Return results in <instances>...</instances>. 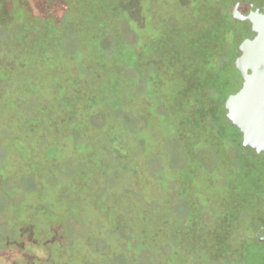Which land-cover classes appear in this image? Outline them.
I'll return each mask as SVG.
<instances>
[{"label": "rangeland", "instance_id": "1", "mask_svg": "<svg viewBox=\"0 0 264 264\" xmlns=\"http://www.w3.org/2000/svg\"><path fill=\"white\" fill-rule=\"evenodd\" d=\"M234 2L241 6L233 9ZM221 3L229 7L225 16ZM6 6L8 12L0 10V247L21 251L19 264H140L130 251L144 244L127 249L117 238L126 224L130 243L138 232L154 248L145 264H194L204 242L209 246L196 264H264V238L256 236L264 228V135L250 142L256 127L249 106H239L235 123V106L218 104L214 88L234 83V74L214 79L234 33L236 46L252 38L262 47L264 65V19L256 22L260 35L248 31L254 17L243 0ZM225 67L232 73L230 63ZM20 160L32 178L14 177L27 171ZM176 178L192 213L171 198L183 195ZM112 205L115 215L108 213ZM37 231L40 242L32 238ZM217 236L225 242L215 241L216 250ZM231 236L243 239L233 244ZM8 256L1 264H9Z\"/></svg>", "mask_w": 264, "mask_h": 264}, {"label": "crops", "instance_id": "2", "mask_svg": "<svg viewBox=\"0 0 264 264\" xmlns=\"http://www.w3.org/2000/svg\"><path fill=\"white\" fill-rule=\"evenodd\" d=\"M233 39L231 40L233 50L229 51L226 56V60L221 67L218 78L222 81L223 76H225L226 79L234 74V83H232L231 87L237 88L239 86V89L230 93L229 88L231 87L227 85L229 81L223 83L217 88V93L220 96L218 104L228 107L235 106L234 108L236 110H239V106H249L251 111L255 109L258 113V111H262L261 107L264 106L263 55H259L257 44L254 40H251L252 38H249L244 44L240 43L238 46L235 45ZM232 52L234 54H231ZM229 63L233 68L232 73L223 71L224 68H226L225 66ZM241 75L246 76L241 78ZM232 97H234L233 101L229 100V98L232 99ZM227 98L228 100L226 101Z\"/></svg>", "mask_w": 264, "mask_h": 264}, {"label": "trees", "instance_id": "3", "mask_svg": "<svg viewBox=\"0 0 264 264\" xmlns=\"http://www.w3.org/2000/svg\"><path fill=\"white\" fill-rule=\"evenodd\" d=\"M220 2V1H219ZM222 4V3H221ZM224 16L226 15L225 13L223 14ZM219 72H220V70L219 71H217L216 72V74H214V79L216 78V77H218L217 76V74L219 75ZM208 82H209V80H208ZM216 90H217V87H214ZM218 106V105H217ZM116 140V139H115ZM117 141V140H116ZM235 141V140H234ZM139 143V145L141 146V142H139V141H137V144ZM178 146V145H177ZM180 147V146H179ZM181 149V148H180ZM119 150H121V147H120V145H119ZM168 151H169V149H168ZM169 153H170V155L175 159V156H174V153H172V152H170L169 151ZM199 155H201V154H199ZM154 159L156 160V158L154 157ZM26 161L27 160H20L19 161V163L20 164H24V168H25V170H27V171H24V172H22L23 174H17V175H15L14 177L16 178V179H19L20 177H23V178H25V179H28L29 177H31V173H30V170H28V167H27V163H26ZM204 162V161H203ZM153 163H154V160H153ZM173 163V161L170 163V164H172ZM122 164L123 163H121L120 164V166L119 167H122ZM204 164H205V162H204ZM205 166H206V168H207V165L205 164ZM124 169H126V168H124ZM221 173V172H220ZM222 175V174H221ZM13 177V178H14ZM32 178V177H31ZM200 180V179H199ZM200 183L202 184V182H201V180H200ZM176 187L180 190V191H182V196L180 195V194H178V195H176V197L174 196V197H172L171 195V198H172V200H174L175 202L177 201V200H179L180 202H181V205H179L180 207H183L184 208V210H190L189 208H188V206H187V198L184 196V190L183 189H181V187L178 185V178H176ZM230 189H231V186H230ZM230 189H229V192H230ZM107 189H103V191H105V193H107V191H106ZM102 191V192H103ZM201 192H204L203 191V187H202V189H201ZM207 194V193H206ZM105 195V194H104ZM104 195H102L101 197H103ZM208 195V194H207ZM228 196H229V193H228V195L224 198V199H227L228 198ZM210 200V199H209ZM105 201H103L102 199H101V203L103 204ZM211 202V201H210ZM211 204H212V202H211ZM104 208L106 209L107 208V206H105L104 205ZM109 208V210L111 209V211H108V210H106V211H108V213L110 212V213H112L113 215H115V213H116V210H115V208H114V206L112 205V207H108ZM191 211V213H192V210H190ZM21 213H23V210H22V212ZM191 213L189 214V216H190V218H191V220H190V222H191V224H192V215H191ZM65 218L66 219H71L72 221H73V225H74V227H75V225H77V222L75 221V219L73 218V217H69L68 215L67 216H65ZM67 221L68 220H65L64 221V226H65V231H66V223H67ZM124 227H123V231L120 233V230L118 229L117 231V238L118 239H120V238H123V239H125L126 240V248L128 249V247L129 246H131V248H134V247H137V246H139L140 244H144V246H145V249H143V250H141V252H139V253H137V254H135V253H133V252H131L130 251V253L131 254H133V255H138V256H140V259H141V263L140 264H145V257L146 256H148V254H150V252H151V250H154V248H148L147 247V243H146V241H141L140 240V236L138 235V232H137V235H135V239H133L132 241H131V243L125 238V233H127V230H125V229H127L128 228V226L125 224V225H123ZM214 227V226H213ZM257 228V227H256ZM37 229H39L38 227H37ZM39 232V231H38ZM33 237L32 238H34V239H38L37 237H40L41 235L39 234V233H37V235L34 233V235H32ZM234 237L235 236H231V238H232V243L233 244H236L241 238H237L236 237V239H237V242H233L234 241ZM41 238V237H40ZM243 239V238H242ZM241 239V240H242ZM215 241H218L219 243L221 242L222 244L225 242V238L223 239L222 237L220 238L219 236H217L216 238H214V240L212 241V247L214 248V249H218L219 248V246H217L218 245V243H215ZM39 243V242H38ZM37 243V245H39ZM190 243H192L191 241H189L187 244H186V249H187V247H189V244ZM198 244V243H197ZM72 245V244H71ZM71 245H67V247L68 248H70V246ZM159 244H157V248L159 247L158 246ZM199 245V252H197L196 253V255H195V258H194V261H192V263H194V264H196V262L199 260V256H200V253H201V251H203V250H205V249H207L208 248V246H209V244L208 243H205L204 242V244H198ZM238 255V254H237ZM237 255L235 256V257H237ZM243 255H244V260H246L247 259V253L246 252H243ZM234 257V258H235ZM228 260V259H227ZM190 261H191V259H190ZM34 264H36V263H34Z\"/></svg>", "mask_w": 264, "mask_h": 264}, {"label": "flooded vegetation", "instance_id": "4", "mask_svg": "<svg viewBox=\"0 0 264 264\" xmlns=\"http://www.w3.org/2000/svg\"><path fill=\"white\" fill-rule=\"evenodd\" d=\"M9 1H12V0H0V10H4V11L8 12L9 8L6 6V4ZM239 4H240V2H234V4H232L233 9L236 7H240L241 4L240 5ZM243 4L245 5V8H247L249 10L248 12L252 15V17H254L253 20H251V21L248 20L246 22V29L248 31L255 30V36H256L257 34H259V31H260V29H259V26L261 25L260 22H261V20L263 21V19H264V0H243ZM222 6L227 7L226 12H225V14H226L229 10V7L225 4H222ZM258 19H260V22L257 24L256 22ZM249 34H251V33H249ZM250 36L253 37L254 34H251ZM42 225L43 224L39 225V227H41ZM38 230L40 231V229H38ZM37 233H38V231H37ZM37 233H35V234H37ZM40 237H37L38 238L37 240L39 242L41 241ZM24 240H25V242L26 241L29 242V235L25 234L23 236V241ZM25 247L27 248L28 246L25 245ZM13 248H12V251L10 250V253L13 252L14 254L13 253L10 254L7 250L0 247V257L5 259V255L9 254V256H8V258L10 259L9 264H19V259L23 253L21 251L17 250L16 247H13ZM0 264H1V260H0Z\"/></svg>", "mask_w": 264, "mask_h": 264}, {"label": "water", "instance_id": "5", "mask_svg": "<svg viewBox=\"0 0 264 264\" xmlns=\"http://www.w3.org/2000/svg\"><path fill=\"white\" fill-rule=\"evenodd\" d=\"M259 38H260V36H259ZM261 44H262V40L261 39H258V38H256ZM255 43H256V41H254ZM257 44V47L259 48V50L260 51H262L263 52V49H262V47L261 46H259V44L258 43H256ZM263 54V53H262ZM262 54H259V55H262ZM261 109H262V111H258V113L256 112V110L254 109V111H251V122H250V125H254L255 124V126L254 127H256V131H255V133L250 137V142H254V143H256V144H259V142H260V140H259V138H260V135H264L263 133H264V106L263 107H261ZM260 110V109H259ZM238 112H240L239 110H237V111H235V113H234V115L236 116L237 115V113ZM239 117L238 116H236V119H235V123L236 122H238L239 121ZM252 139V140H251ZM261 139V138H260ZM259 141V142H258ZM260 143H262V145L264 146V139L260 142ZM257 237H263L264 238V228L263 229H261V230H259L258 231V233H257V235H256Z\"/></svg>", "mask_w": 264, "mask_h": 264}]
</instances>
